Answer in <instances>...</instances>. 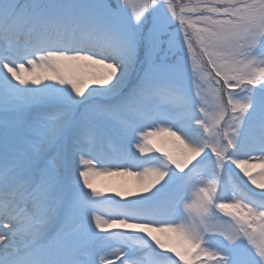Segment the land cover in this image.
I'll use <instances>...</instances> for the list:
<instances>
[{
    "label": "snow or ice",
    "instance_id": "1",
    "mask_svg": "<svg viewBox=\"0 0 264 264\" xmlns=\"http://www.w3.org/2000/svg\"><path fill=\"white\" fill-rule=\"evenodd\" d=\"M0 264H264V0H0Z\"/></svg>",
    "mask_w": 264,
    "mask_h": 264
},
{
    "label": "rangeland",
    "instance_id": "2",
    "mask_svg": "<svg viewBox=\"0 0 264 264\" xmlns=\"http://www.w3.org/2000/svg\"><path fill=\"white\" fill-rule=\"evenodd\" d=\"M253 172H258L259 168L253 169ZM130 178L126 177H111V176H98L94 178V183L98 188H116L123 181L129 180ZM254 187V186H253ZM257 192L261 191L260 189H256Z\"/></svg>",
    "mask_w": 264,
    "mask_h": 264
}]
</instances>
